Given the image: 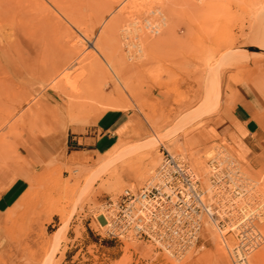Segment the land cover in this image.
<instances>
[{"label":"rangeland","instance_id":"obj_1","mask_svg":"<svg viewBox=\"0 0 264 264\" xmlns=\"http://www.w3.org/2000/svg\"><path fill=\"white\" fill-rule=\"evenodd\" d=\"M238 103L264 131V0H0V175L24 182L0 264H232L214 227L177 260L108 236L99 208L142 188L165 150L204 174L222 146L264 190V144L242 159L198 138ZM113 112L127 131L68 164L72 138L93 142ZM249 261L264 264V243Z\"/></svg>","mask_w":264,"mask_h":264},{"label":"built area","instance_id":"obj_2","mask_svg":"<svg viewBox=\"0 0 264 264\" xmlns=\"http://www.w3.org/2000/svg\"><path fill=\"white\" fill-rule=\"evenodd\" d=\"M153 177L138 191L124 189L100 205L103 228L152 244L180 260L198 242L204 225L230 236L232 264H249L264 243V190L226 148L214 149L205 173L180 154L162 151Z\"/></svg>","mask_w":264,"mask_h":264},{"label":"crops","instance_id":"obj_3","mask_svg":"<svg viewBox=\"0 0 264 264\" xmlns=\"http://www.w3.org/2000/svg\"><path fill=\"white\" fill-rule=\"evenodd\" d=\"M108 115L104 132L99 138H92L93 142L72 138L76 141L73 143L76 148L66 149L65 158L68 164H89L95 159L101 147L100 144L104 145L108 138L122 135L127 131L130 122L127 113L113 112ZM254 115L255 112L246 104L238 103L233 107H223L216 120L199 130L198 138L204 144H212L225 139L242 159H252L260 152L264 144V131ZM22 182L23 180L16 179L7 185L6 179L4 180V177L0 175V258L8 243L3 229L4 213L18 198L24 186Z\"/></svg>","mask_w":264,"mask_h":264},{"label":"bare ground","instance_id":"obj_4","mask_svg":"<svg viewBox=\"0 0 264 264\" xmlns=\"http://www.w3.org/2000/svg\"><path fill=\"white\" fill-rule=\"evenodd\" d=\"M137 31V30H136ZM128 44V43H127ZM93 49H94V47H93ZM95 52H96V50H95ZM53 73V72H52ZM119 75V74H118ZM209 156H210V154H209ZM237 158V157H236ZM238 160V159H237ZM210 226V225H209ZM208 227V226H207ZM212 227V226H211ZM213 229V228H212ZM226 248H228V246H227V244H226ZM232 262V261H231ZM249 264H250V261H249Z\"/></svg>","mask_w":264,"mask_h":264}]
</instances>
